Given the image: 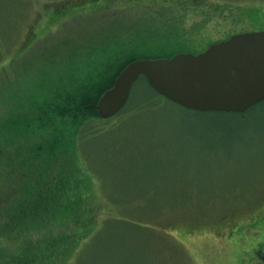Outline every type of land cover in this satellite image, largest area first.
Wrapping results in <instances>:
<instances>
[{"label": "rangeland", "instance_id": "rangeland-1", "mask_svg": "<svg viewBox=\"0 0 264 264\" xmlns=\"http://www.w3.org/2000/svg\"><path fill=\"white\" fill-rule=\"evenodd\" d=\"M102 1L0 0V125L10 122L14 132L0 137V232L21 190L40 181L62 190L78 165L92 174L90 193L71 213L73 223L62 215L47 228L77 232L75 252L43 264H264V108L242 122L202 114L187 122L169 105L115 128L119 120L102 119L89 125L93 138L82 148L68 130L73 138L53 156L32 159L35 146L55 145L56 138L21 131L12 121L31 114L29 98L43 82L70 76L72 67L90 64L105 46L122 41L169 52L183 44L194 51L227 38L226 30L230 36L264 30V0ZM68 7L67 16L59 13ZM55 14L60 17L50 19ZM243 21L248 28L241 31ZM136 89L145 92V86ZM180 195L186 196L181 205L163 204ZM108 222L121 227L100 239ZM30 251H10L5 264L30 254L45 257L51 248L40 244Z\"/></svg>", "mask_w": 264, "mask_h": 264}, {"label": "trees", "instance_id": "trees-1", "mask_svg": "<svg viewBox=\"0 0 264 264\" xmlns=\"http://www.w3.org/2000/svg\"><path fill=\"white\" fill-rule=\"evenodd\" d=\"M107 1L108 3L113 4L120 0ZM155 1L158 2L159 0ZM103 3L104 2L102 1V4ZM93 5L96 4L94 3ZM89 9H92V7L90 6ZM80 11H78L76 14L80 13ZM185 15L188 16V12H186ZM59 17L60 16L55 14L50 19H58ZM206 18L209 20L215 17L211 15ZM240 18L243 19V17ZM233 20L234 19H232V21ZM243 23L244 26L241 28V31H244L246 28H248L245 26V21H243ZM219 26L223 27L222 25ZM231 32L232 31L226 30L225 33L227 34V38L225 39H228L232 36L229 34ZM220 41L222 40L218 39L216 42ZM213 43H215V41L207 42L205 49ZM105 47L107 48H102L101 51H99L102 53V56L100 55V57L90 61V64L83 62L82 64L72 67V71L69 70V72H71L70 76L66 75L59 80L43 82L41 87L38 88L36 94H33L29 98L33 102V104L31 103V108H33L31 114L27 115L26 113L22 112V115H19L17 118H15V120L12 121L13 124H16L19 128H22L21 131L23 128H27L28 130L32 131L37 130V133L39 131L48 132L50 135H54V138H56L55 145L43 144L35 146L33 150H31V154L34 155L32 156V159L36 158L40 160V156H44L46 154L52 155L55 152L54 149H56L59 145L64 144L65 140L67 141L72 139V134L70 136L66 134L68 130L74 131V138L77 140V142L82 141L79 146L80 148H82L83 145L85 146V142L90 140V138H93L91 130L88 129L89 125L98 120L104 122L97 109L100 99L107 91L113 88L118 76L131 63L145 59H171L179 53L193 51L189 50L191 46L187 45V47H184L183 44L180 48L183 47L186 49L182 50L179 48L177 50L167 52L160 49H157L158 51L144 49L143 46H139L138 44L133 43L132 45L122 41L120 44L117 43L110 47ZM205 49L203 47V49H196L194 52L198 54ZM88 60L89 57L87 58V61ZM137 85L145 86V92L138 94L136 89ZM167 106H172L174 114H176L174 110L179 111L181 113L180 117L182 120L187 122H189L193 115L199 116L200 114L223 117L230 116L241 121L242 119H247V116L252 114L258 108H264V101L254 105L244 113H204L192 111L174 104L155 92L149 85L147 79L142 77L134 85L126 108L118 116L108 120V122H115L116 120H119V123L113 127L115 128L132 120L138 119L143 121V119L150 116L151 113L157 114L158 111L160 112L162 108H166ZM9 123L2 126L0 125V137L3 140L7 139V133L9 135L14 134V132L11 133L9 130ZM158 123L162 124L164 122ZM145 126L151 128L152 125L146 124ZM111 129H108L105 132L102 131V133L104 132L103 134H105ZM219 130L226 132L227 129L225 127H220ZM97 133L100 134L101 132ZM130 140H134L133 142L135 143V140L137 139L135 138ZM136 143L138 142L136 141ZM79 147L78 149L80 151ZM3 164L4 161H0V169H2ZM23 173L25 175V170ZM92 179V174L88 170L82 172V169H80L77 165L75 168V173L73 175H68V186L62 185V190H59L57 186H53L51 184L52 182L46 183L44 185L40 181L39 187L35 189H33L32 186H25L26 188L21 190V192L24 194L22 195V198L18 200L15 199L13 204L10 206L8 205L6 208L10 210L14 207V210L16 211L11 215V220L6 222V230L4 233L0 232V264H5L8 256L7 253L10 251L25 250V254H27L31 252L30 249L35 248L36 246H39L40 248V244L41 247L43 245L50 246L51 251L47 256L41 257L39 255L38 257L32 254L27 255V258L20 256L19 264H43L48 262V260L50 261L58 258L65 259V257H68L69 254L74 253L75 249L71 248V244L76 241L77 237H79L77 232L76 234H61L48 231L47 228L52 221H56L62 215H64L70 223H73L71 221L72 217H70V215L71 213H75L76 206L79 205L81 201L84 200V198L90 193L91 189L88 186V181H91ZM36 184H34V186ZM185 197V195H180V197L175 196L163 204H176V206H178L182 204V201L185 200ZM118 200L120 201L119 204L123 206L124 200ZM41 215L43 216L39 218ZM18 217L19 220H16ZM44 222H48L46 228L42 227L41 225L39 227L40 230L39 228H36L37 225ZM103 227L105 228H102L97 233V235L101 236L100 239L102 236H106L105 232L111 228L120 229L121 223L108 222ZM40 233L43 235V240L41 239L42 236H38ZM36 236L38 239H40L36 240ZM124 264L135 263L130 260Z\"/></svg>", "mask_w": 264, "mask_h": 264}, {"label": "water", "instance_id": "water-1", "mask_svg": "<svg viewBox=\"0 0 264 264\" xmlns=\"http://www.w3.org/2000/svg\"><path fill=\"white\" fill-rule=\"evenodd\" d=\"M142 77L155 92L188 110L244 113L264 101V30L234 34L199 54L131 63L100 99L102 119L126 108Z\"/></svg>", "mask_w": 264, "mask_h": 264}, {"label": "flooded vegetation", "instance_id": "flooded-vegetation-1", "mask_svg": "<svg viewBox=\"0 0 264 264\" xmlns=\"http://www.w3.org/2000/svg\"><path fill=\"white\" fill-rule=\"evenodd\" d=\"M97 6H101L102 5V0H95V2H94ZM70 9L71 8H65L64 9V11L63 10H59V13H61V15H63V16H65L66 14H67V12H69L70 11ZM86 9H89V7L88 8H86ZM67 16V15H66ZM201 51V50H200ZM192 53H195L194 51H192Z\"/></svg>", "mask_w": 264, "mask_h": 264}]
</instances>
